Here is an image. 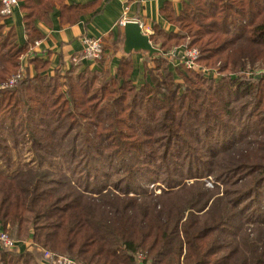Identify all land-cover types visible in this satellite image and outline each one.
Returning a JSON list of instances; mask_svg holds the SVG:
<instances>
[{
	"label": "trees",
	"instance_id": "16d2710c",
	"mask_svg": "<svg viewBox=\"0 0 264 264\" xmlns=\"http://www.w3.org/2000/svg\"><path fill=\"white\" fill-rule=\"evenodd\" d=\"M19 1L23 45L0 1V86L24 71L0 88V228L84 264H264V73L247 68H264V0L167 4L178 31L153 37L141 85L131 53L115 73L103 58L50 74L38 57L32 73L35 22L64 0ZM184 46L218 76L173 66ZM0 264L39 263L19 243Z\"/></svg>",
	"mask_w": 264,
	"mask_h": 264
},
{
	"label": "crops",
	"instance_id": "0c3cea01",
	"mask_svg": "<svg viewBox=\"0 0 264 264\" xmlns=\"http://www.w3.org/2000/svg\"><path fill=\"white\" fill-rule=\"evenodd\" d=\"M1 1V0H0ZM184 0H64L65 10L61 5L53 7L46 21L36 20L35 26L42 34V38L35 39L29 52L23 56L22 64L30 68L29 64L35 57L48 60L49 73L54 74L63 67L70 68L71 57L80 55L83 48L81 38L83 36L102 38L104 46L103 67L111 73H115L124 54L125 29L118 25L122 16L126 13L130 21L142 25V31L153 37L158 36L160 30L177 32L163 13L166 5H170L178 14ZM22 2L18 0L11 16L5 19L6 29L13 28L17 34V42L26 44L28 36L25 32L24 11ZM123 44V49H118ZM145 51H133L131 57L134 63L132 79L136 85L144 81L143 67L147 57ZM87 63L91 68L93 65ZM151 66V62H148Z\"/></svg>",
	"mask_w": 264,
	"mask_h": 264
},
{
	"label": "built area",
	"instance_id": "2783aa9c",
	"mask_svg": "<svg viewBox=\"0 0 264 264\" xmlns=\"http://www.w3.org/2000/svg\"><path fill=\"white\" fill-rule=\"evenodd\" d=\"M2 10L1 14L3 16H10L13 14L15 7L18 5V0H1ZM130 20L127 18L126 13L120 19L118 25L124 27ZM141 25V24H140ZM142 28V25H141ZM82 50L80 55H75L71 57L70 62L72 66H76L80 60L89 61L93 66L101 62L104 58V41L102 38H93L88 36H83L81 38ZM200 51L194 48L177 47L174 50L166 53V58L173 64V66H184L188 69H194L198 72H203L210 75L212 72L207 68L200 67L197 62L200 58ZM63 67L61 70H65ZM216 77V75L212 74ZM24 77V71H21L16 76L11 78L9 81L1 84L0 88L12 87L20 79ZM0 247L7 249L8 251L19 250V242L10 237L6 232L0 231ZM40 264H83L75 259L68 256L57 255L51 251H44V255Z\"/></svg>",
	"mask_w": 264,
	"mask_h": 264
},
{
	"label": "rangeland",
	"instance_id": "374dc122",
	"mask_svg": "<svg viewBox=\"0 0 264 264\" xmlns=\"http://www.w3.org/2000/svg\"><path fill=\"white\" fill-rule=\"evenodd\" d=\"M186 48H194V47H187L186 46ZM197 64L199 65L198 62H197ZM247 68H249V70H253V71L261 73V74L264 73V68L261 66L260 63H257L256 65H254V67L248 65ZM215 70H217V68L212 69L211 72L214 73V75L218 76V72H215ZM202 180L204 182V187L206 189H208L209 191H213V190L215 191V188L220 185L219 181L216 179L215 176H206ZM187 181L188 182H192V179H189ZM147 186H148V190H150L149 192L150 193L154 192V194H158V193L160 194V192H162V189L166 188V187H164L165 185L162 184V183H147ZM220 188H222V187H220ZM130 194L133 196V193H130ZM92 195L94 197L96 196V194H92ZM0 231L8 233L11 238L17 240L19 243H23L26 246L27 251L35 256V258H36V260L38 261L39 264H40V261L42 260L43 255H44V251H46V250L51 251V250H49V249H47V248H45V247H43L41 245L35 244L32 241V239H27V240H24V241L20 240L19 237L17 236V224L8 226L7 230H3L2 228H0ZM12 252H14V251H12ZM51 252H53V251H51ZM53 253L57 254V255L68 256V257L71 258V256L68 255V254H61L59 252H53ZM137 254H138L137 255L138 261H141V259H146V254L143 251H141L140 253H137Z\"/></svg>",
	"mask_w": 264,
	"mask_h": 264
},
{
	"label": "water",
	"instance_id": "95a60500",
	"mask_svg": "<svg viewBox=\"0 0 264 264\" xmlns=\"http://www.w3.org/2000/svg\"><path fill=\"white\" fill-rule=\"evenodd\" d=\"M125 29V42L124 51L131 53L133 51H145L150 56L160 52L152 43L150 36L142 31L141 25L135 21H129L124 26Z\"/></svg>",
	"mask_w": 264,
	"mask_h": 264
}]
</instances>
